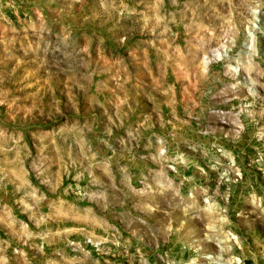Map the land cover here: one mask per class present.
<instances>
[{"label":"rangeland","instance_id":"1","mask_svg":"<svg viewBox=\"0 0 264 264\" xmlns=\"http://www.w3.org/2000/svg\"><path fill=\"white\" fill-rule=\"evenodd\" d=\"M0 264H264V0H0Z\"/></svg>","mask_w":264,"mask_h":264}]
</instances>
